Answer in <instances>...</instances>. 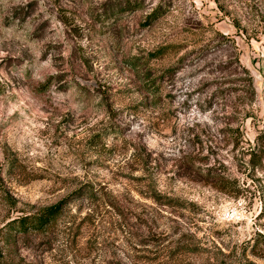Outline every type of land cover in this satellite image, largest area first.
<instances>
[{"label": "rangeland", "instance_id": "374dc122", "mask_svg": "<svg viewBox=\"0 0 264 264\" xmlns=\"http://www.w3.org/2000/svg\"><path fill=\"white\" fill-rule=\"evenodd\" d=\"M262 136L264 0H0V264H264Z\"/></svg>", "mask_w": 264, "mask_h": 264}, {"label": "trees", "instance_id": "16d2710c", "mask_svg": "<svg viewBox=\"0 0 264 264\" xmlns=\"http://www.w3.org/2000/svg\"><path fill=\"white\" fill-rule=\"evenodd\" d=\"M127 9H139L140 4L138 1H130L125 5ZM161 8L156 11L154 15L149 17V22L154 18H158L162 16ZM250 164L255 167L262 166L264 162V136L260 137L257 141V148L249 151L248 153ZM207 176L211 182H214V187L217 189H221L222 191H226V187L234 186L232 181V177L227 175L221 169H207ZM234 180V179H233ZM235 181V180H234ZM211 185V184H210ZM221 186V187H220ZM224 186V187H223ZM63 215V211L60 205L52 207L43 213L37 215H25L14 219L8 225V234L11 239L14 238V235H23L27 236L30 233H45L50 230L52 227L57 225V222Z\"/></svg>", "mask_w": 264, "mask_h": 264}]
</instances>
